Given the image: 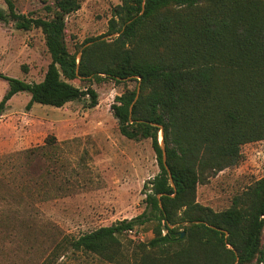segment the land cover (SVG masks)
<instances>
[{
	"label": "trees",
	"instance_id": "obj_1",
	"mask_svg": "<svg viewBox=\"0 0 264 264\" xmlns=\"http://www.w3.org/2000/svg\"><path fill=\"white\" fill-rule=\"evenodd\" d=\"M51 1L45 16L18 11L14 0H4L7 10L0 7V21L23 31L41 29L51 57L40 82L1 74L8 88L0 118L19 92L30 93L27 108L86 98L92 108L99 104L97 90L72 80H135L134 88L115 97L111 111L121 134L151 139L160 167L144 185L143 212L62 237L51 255L70 250L125 264L131 249L132 264H264V177L222 211L197 201L200 183L237 164L242 145L264 140V0H123L110 20V32L118 35L86 40L80 62L66 29L82 0ZM55 141L46 138L47 144ZM2 218L5 228L8 217ZM141 228L154 237L145 242L129 236Z\"/></svg>",
	"mask_w": 264,
	"mask_h": 264
},
{
	"label": "rangeland",
	"instance_id": "obj_2",
	"mask_svg": "<svg viewBox=\"0 0 264 264\" xmlns=\"http://www.w3.org/2000/svg\"><path fill=\"white\" fill-rule=\"evenodd\" d=\"M14 2L18 11L45 16L44 5L52 1ZM122 3L82 0L81 8L67 17V45L77 53L78 61L89 38L112 40L118 35L110 32V20ZM0 7L7 10L4 0ZM50 61L41 29L23 31L12 21H0V100L8 88L1 74L40 82ZM71 82L97 90L99 104L89 108L86 98L62 107L34 103L27 108L31 95L19 92L0 118V216L3 220L7 216L9 224L0 228V264H42L45 260L49 264H105L95 255L67 250L56 258L51 251L62 237H77L139 215L146 206L144 185L160 171L151 139L121 134L111 111L115 97L137 82H97L92 77ZM50 135L56 141L47 144ZM241 154L237 164L198 185L199 203L222 211L264 177V140L242 145ZM129 236L146 242L154 233L141 228ZM130 251L125 264L133 263Z\"/></svg>",
	"mask_w": 264,
	"mask_h": 264
},
{
	"label": "water",
	"instance_id": "obj_3",
	"mask_svg": "<svg viewBox=\"0 0 264 264\" xmlns=\"http://www.w3.org/2000/svg\"><path fill=\"white\" fill-rule=\"evenodd\" d=\"M81 55H82V53L79 54V61L78 62H80ZM139 79H141V78H139ZM139 93H140V87L138 86V91H137V96L135 98V101L139 97ZM160 143H161L162 149H164L163 150V158H164V161H166V155H167L166 150L167 149H166L165 142H164V132H163V130L161 131ZM221 231L223 232V230H221ZM182 235H184V232H182ZM227 235H228V233H227Z\"/></svg>",
	"mask_w": 264,
	"mask_h": 264
}]
</instances>
